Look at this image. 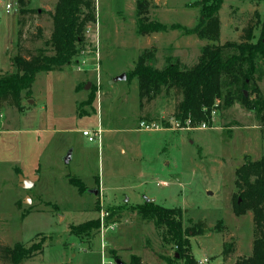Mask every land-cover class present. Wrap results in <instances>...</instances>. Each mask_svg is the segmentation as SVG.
<instances>
[{"label": "rangeland", "instance_id": "1", "mask_svg": "<svg viewBox=\"0 0 264 264\" xmlns=\"http://www.w3.org/2000/svg\"><path fill=\"white\" fill-rule=\"evenodd\" d=\"M147 1L150 19L163 23L166 31L136 32V0H95L96 23L87 27L86 45L71 63L36 74L30 96L22 93L26 113L2 107L0 244L44 236L42 253L23 264H128L131 255L144 264H184L176 244L163 239V230L138 215L144 196L180 209L194 264L203 259L207 262L202 264H235L251 254L252 214L237 216L232 204L235 169L243 156L256 160L264 155V136L254 112L235 103L216 109L210 126L183 128L173 118L180 98L174 90L140 108L136 78L113 79L132 70L143 49H155L158 68L169 55L191 66L202 46L239 40L243 27L255 22L254 11L260 15L253 31L256 41L264 0H224L218 10L219 35L212 42L172 28L196 23L198 0ZM56 2L28 0L27 8L37 13L23 15L20 25L18 11L0 10L1 72L13 71L9 59L18 42L29 51L46 47L52 52L44 41L52 30L50 12ZM81 59L85 63L77 70ZM258 86L264 94V77ZM141 122L157 127L145 129ZM97 125L102 129L100 143L88 141L82 130ZM68 151L71 159L65 163ZM19 175L32 187H20ZM69 178L81 182L82 190ZM95 188L96 195L91 192ZM89 220L99 222L97 230L85 229L78 236L70 232L71 225ZM198 221L207 228L191 236ZM224 242L234 246L228 256L222 254Z\"/></svg>", "mask_w": 264, "mask_h": 264}, {"label": "trees", "instance_id": "2", "mask_svg": "<svg viewBox=\"0 0 264 264\" xmlns=\"http://www.w3.org/2000/svg\"><path fill=\"white\" fill-rule=\"evenodd\" d=\"M223 1L198 0L199 17L196 23L192 27L174 24L172 28L199 39L211 42L216 40L219 35L218 10ZM16 3L19 25L23 15L37 13L36 9L27 8L28 0H16ZM149 7L147 0H136L135 24L139 35L167 30L163 23L150 19ZM50 14L52 30L44 46H48L52 52L48 53L46 47L29 51L18 42L16 52L9 59L13 71H0V113L4 106L24 113L28 107L22 104V93L30 96L36 74L63 69L83 49L87 27L96 23L95 0H57ZM253 14L255 22L250 21L243 27L239 40L202 46L196 63L188 67L182 65L179 58L169 55L165 58V64L158 68L154 65L155 49H143L133 69L126 73L127 80H137L140 108L143 103H149L162 92L166 94L174 90L180 98L175 104L173 118L178 121L179 127L186 128L210 126L212 113L216 109L239 103L246 110L254 112L264 136V94L258 86L264 77V15L258 39L253 41L255 24L260 22L259 13L254 11ZM38 32L40 35L39 29ZM244 92H247L246 95ZM69 182L82 190L81 182L72 178H69ZM234 183L237 192L232 211L237 216L251 212L253 222L251 254L239 257L235 264H264V155L256 160L248 154L244 155L242 163L235 169ZM137 213L142 219L152 221L163 230L164 240L176 244L184 264H194L188 253L189 234H183L181 229L180 209L144 201L137 208ZM98 227L97 220H89L71 225L70 232L78 236L85 229L97 230ZM206 228L203 221L196 222L190 229L191 236L202 233ZM36 238L27 243L0 244V261L5 264H23L37 257L43 251L44 239L35 241ZM233 250L232 243H223V256H228ZM128 264L144 263L139 256L131 255Z\"/></svg>", "mask_w": 264, "mask_h": 264}, {"label": "built area", "instance_id": "3", "mask_svg": "<svg viewBox=\"0 0 264 264\" xmlns=\"http://www.w3.org/2000/svg\"><path fill=\"white\" fill-rule=\"evenodd\" d=\"M0 10L4 14H12L13 12L17 11V3L16 1L13 2L12 0H0ZM85 63L84 59H81L77 62L76 69L80 70L81 65ZM142 127L145 129H153L154 127L156 128L157 126L155 124H150L146 125L143 122H141ZM101 133L102 129L100 128L99 125H97L94 129L92 130H82V135L86 136L88 141H94L97 140L100 143V138H101ZM200 264L207 262V259H203L198 261Z\"/></svg>", "mask_w": 264, "mask_h": 264}, {"label": "water", "instance_id": "4", "mask_svg": "<svg viewBox=\"0 0 264 264\" xmlns=\"http://www.w3.org/2000/svg\"><path fill=\"white\" fill-rule=\"evenodd\" d=\"M123 79H126V73L125 72L122 73L121 75L115 77L113 79V81H115V80H123ZM89 85H90V83H88L87 85H85L84 88L85 89H88ZM244 94L246 95V92H244ZM70 159H71V152L68 151V153L66 154V156H64L63 160H64L65 163H68L70 161ZM18 185L20 187H22V188H26L27 189V188L32 187L33 183L31 181L27 180L26 178L22 177L21 175H19ZM97 190L98 189L95 188V189L91 190V192L96 195L97 192H98ZM143 199H144L145 202L153 201V199H150V198L145 197V196L143 197ZM125 200H127V198ZM117 264H121V262L118 260L117 261Z\"/></svg>", "mask_w": 264, "mask_h": 264}, {"label": "crops", "instance_id": "5", "mask_svg": "<svg viewBox=\"0 0 264 264\" xmlns=\"http://www.w3.org/2000/svg\"><path fill=\"white\" fill-rule=\"evenodd\" d=\"M95 27H96V25H95ZM191 27H192V26H191ZM189 35H192V34H188L187 36H189ZM156 38H157L156 35H153V41H154L153 43L157 42ZM91 41L93 42V39H91ZM170 41H171V42L169 43V45L172 43V40H170ZM153 43H152V44H153ZM169 47H170V49H171V51H172V50H173V45H172V46L170 45ZM33 105H34V104H33ZM31 107H33V106H31ZM30 109H31V108H30ZM26 111H27V110H26ZM24 113H26V112H24ZM24 113H23V114H24ZM148 198H150V197H148ZM150 199H151V198H150ZM152 199L154 200V198H152ZM143 201H144V199H143Z\"/></svg>", "mask_w": 264, "mask_h": 264}]
</instances>
